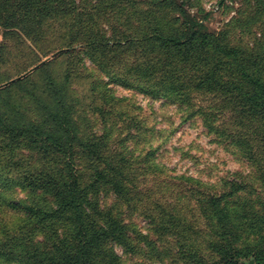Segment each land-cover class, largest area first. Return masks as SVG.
Here are the masks:
<instances>
[{"label": "rangeland", "instance_id": "1", "mask_svg": "<svg viewBox=\"0 0 264 264\" xmlns=\"http://www.w3.org/2000/svg\"><path fill=\"white\" fill-rule=\"evenodd\" d=\"M121 1L79 0L81 19L48 18L32 38L0 27V87L33 74L2 91L0 107L46 131L65 127L77 142L62 152L0 139V264H32L27 251H48L64 231L11 201L52 207L56 188L70 184L83 189L94 221L124 224L130 246L106 244L122 264H264V93L247 76L264 83V0ZM189 19L208 35L194 47L180 45ZM36 171L49 183L34 192ZM231 243L236 261L217 248Z\"/></svg>", "mask_w": 264, "mask_h": 264}, {"label": "trees", "instance_id": "2", "mask_svg": "<svg viewBox=\"0 0 264 264\" xmlns=\"http://www.w3.org/2000/svg\"><path fill=\"white\" fill-rule=\"evenodd\" d=\"M118 1L119 0H114L115 3H113V6H117L116 3ZM126 1L128 0H122L121 4ZM156 2L165 4L163 0L161 2L157 0ZM130 3L132 6H136L134 1H130ZM170 4L171 2H169V5ZM111 7L112 1H110L108 6H104L105 9H110ZM82 8L83 6L79 4V0H0V27L3 28L6 35L16 34L19 38H24V36L32 38L31 36L33 33L43 31L44 23L48 18H57L61 17V14H67L75 20L81 19L83 16ZM192 19H189L191 22H189V24H191V26L188 25L189 31L184 33L185 39L184 42L181 41L180 45L184 43L186 46L194 47L195 40L198 37L203 36L204 40H206L208 36L202 31L201 26L200 28L195 27V25H199V23ZM104 37V35L101 36V39H105ZM152 37L153 38L149 39L153 40L154 44L157 43L158 46H162L163 43L166 44L167 42H162L161 40L163 37L160 35H153ZM124 41L126 42L125 45H127L135 40L128 38ZM118 45L123 44L118 42ZM2 46V41L0 39V62L3 60ZM216 49L220 50L225 55H229V50L227 48L221 47L219 49L216 47ZM38 61H40V58L34 62L32 59L27 61L24 63L23 67L19 68L15 76L20 77ZM45 64L46 63L42 64L35 71L39 72L43 70ZM239 64L241 65L242 63ZM241 67H243V65ZM244 69L245 71H242V73L246 74L248 69L245 67ZM247 74L248 78H250V80L252 79L253 84H256L258 87L256 90L264 93V83L262 80L260 78H254L252 75H249V73ZM32 75L33 74L25 76L24 78H19L6 86H1L0 94L11 86L28 83L31 81ZM11 77L12 75L6 74L4 78L5 80H10ZM49 80L51 85L47 87V90L54 91L57 88V84L54 78L49 77ZM7 113L0 107L1 140L11 138L20 146L26 143L33 146L37 144V147L41 145H52L62 152H66L68 148L71 149L77 144L75 139H71L65 133L64 135L61 134V130L65 127L59 126L58 129H60V131L58 133L46 131L34 121L26 118L24 115L22 116L21 114L23 113L18 111L16 107L12 109L10 106V108L7 109ZM74 136L76 138L77 133H75ZM68 143L71 148L67 146ZM80 143L88 145L83 142H79V144ZM31 175L32 182H28L27 184L34 192L43 190L49 183V179L44 178L38 171L32 172ZM27 179L30 180L29 177H27ZM53 196L56 201H54L52 207H38L36 204L23 203L21 201H11V205H8L12 208L17 207L22 212H26L29 218H34L41 226H48V222H61L64 226L63 233L54 231L53 235L56 236L53 238V242L48 245V251L44 252L35 249L29 252V255L27 251L26 262H31L32 264H93V258L98 255L109 258V262L106 264H122L120 255L114 251L113 246L111 245L110 249L107 250L108 247L106 244L109 242L110 245V243L115 242L126 248L130 246V240L124 224L119 223L113 218L109 221H100L98 223L94 221L98 220L100 217L91 215L90 207H88L89 199L78 184H70L66 187L58 186L56 191L53 192ZM213 201L216 202L217 206L219 202L218 199L214 198ZM229 209H231L230 205L227 204L225 208L221 209V213H223L226 218L230 216V214L226 213ZM231 217L232 216H230V218ZM36 234L37 231L35 236ZM234 242H236V239L233 243ZM233 243L224 244L221 247L219 244L217 245L219 254L222 258L229 261H236L234 258L235 256H239V249L237 246L233 245Z\"/></svg>", "mask_w": 264, "mask_h": 264}]
</instances>
